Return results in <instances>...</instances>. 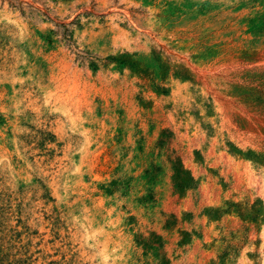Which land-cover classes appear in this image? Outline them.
Masks as SVG:
<instances>
[{"label": "rangeland", "instance_id": "374dc122", "mask_svg": "<svg viewBox=\"0 0 264 264\" xmlns=\"http://www.w3.org/2000/svg\"><path fill=\"white\" fill-rule=\"evenodd\" d=\"M109 1L0 0V264H264V0Z\"/></svg>", "mask_w": 264, "mask_h": 264}, {"label": "bare ground", "instance_id": "6f19581e", "mask_svg": "<svg viewBox=\"0 0 264 264\" xmlns=\"http://www.w3.org/2000/svg\"><path fill=\"white\" fill-rule=\"evenodd\" d=\"M15 1V0H14ZM100 3H101V6H102V8H104V9H107L111 4H110V1L109 0H98ZM81 2V1H80ZM120 2V1H119ZM124 2V1H123ZM155 3V2H154ZM113 4V3H112ZM116 6V5H115ZM208 6V10H209V5H207ZM214 8V10H211V14L212 15H214L215 13H216V10H215V8H216V5L215 6H213ZM239 6H238V8L237 9H232V8H229L228 6H226V7H224V6H220V7H218L217 9H218V13H219V22H218V24L217 25H226V24H230V23H232V25L230 26V28H231V30L233 29V30H237V29H239L238 27H240L241 26V22L240 21H237V23H234L233 24V19H237L236 18V16H237V14H238V10H239ZM102 10V9H101ZM117 11V10H116ZM210 11V10H209ZM107 12V11H106ZM124 12L126 13V14H128V16H129V13H128V11L127 10H124ZM153 12H154V14H158V15H163V12L162 11H158L157 9H156V11H154V9H153ZM241 12H242V10H241ZM132 13V12H131ZM217 13V14H218ZM248 13V12H247ZM209 14V13H208ZM216 14V15H217ZM243 14V13H242ZM249 14V13H248ZM147 15V14H146ZM198 15V11L197 10H192V7L190 6L188 9H187V16H185V20H186V22H192V23H195V20H196V18L198 17L197 16ZM130 17V16H129ZM114 18V17H113ZM204 20V19H203ZM211 21V20H210ZM112 22H113V24H111L110 25V27L114 30L113 32H116V29H119V30H122L115 22H114V19H112ZM206 22H209V20H206ZM115 23V24H114ZM212 23V22H211ZM132 24V23H131ZM134 24V23H133ZM135 26H139L138 25V23L137 22H135ZM93 27V26H92ZM94 27H96V26H94ZM93 27V28H94ZM141 29H143V28H141ZM124 33H127V31H125V30H122ZM147 32V31H146ZM141 33V32H140ZM145 33V32H144ZM150 33V32H149ZM152 33V32H151ZM95 34V33H94ZM121 34V36H122V33H120ZM130 34V33H129ZM124 35H126V34H124ZM167 36V35H166ZM154 37V36H153ZM173 40H172V43L173 44H175V43H180V44H184V42L183 41H181V37H177V34H176V32H174V35H173ZM145 38V37H144ZM227 38V37H226ZM225 40V39H224ZM174 51V50H173ZM175 52V51H174ZM201 66H203V64L202 65H200V67ZM221 66H222V64H221ZM214 67H209L206 71H207V73H209V74H211V73H213V77H212V81H215V86H217L218 87V89H220V90H222V91H224L223 93H224V95L225 96H227V95H231V94H233V92H232V89H231V87L228 85V83L225 81V80H223V78H221V77H219L218 75H216V73H218V70L220 71V69L221 68H218V69H215ZM217 70V71H216ZM206 71H204V72H206ZM198 72H203V69H201V68H198ZM201 75V74H200ZM212 76V75H211ZM230 81V80H229ZM209 87V86H208ZM216 93V92H215ZM219 96V95H218ZM217 98V97H216ZM220 98V97H219ZM228 100V99H227ZM218 101V100H217ZM231 101H233V100H231ZM236 102V101H235ZM222 105H224V104H222ZM241 105H243V104H241ZM246 105V104H245ZM223 107V106H222ZM224 108V107H223ZM231 108V107H230ZM245 109V108H244ZM247 109V108H246ZM250 119V118H249ZM243 122V121H242ZM264 122V121H263ZM244 129V128H243ZM248 130L249 131H252V132H254V133H257V134H260V135H264V125L261 123V121H259V119L257 118V119H255V120H251L250 122H249V125H248ZM243 131V130H242ZM249 177L251 178V179H253L254 180V178H255V180L254 181H257V179H256V177H255V175H254V172L253 171H250L249 172ZM258 177V176H257Z\"/></svg>", "mask_w": 264, "mask_h": 264}]
</instances>
